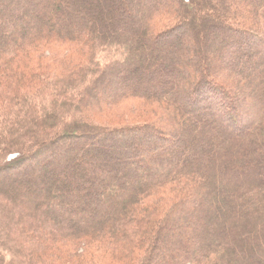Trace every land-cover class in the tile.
Instances as JSON below:
<instances>
[{
	"label": "trees",
	"instance_id": "1",
	"mask_svg": "<svg viewBox=\"0 0 264 264\" xmlns=\"http://www.w3.org/2000/svg\"><path fill=\"white\" fill-rule=\"evenodd\" d=\"M96 255L264 264V1L0 0V264Z\"/></svg>",
	"mask_w": 264,
	"mask_h": 264
},
{
	"label": "rangeland",
	"instance_id": "2",
	"mask_svg": "<svg viewBox=\"0 0 264 264\" xmlns=\"http://www.w3.org/2000/svg\"><path fill=\"white\" fill-rule=\"evenodd\" d=\"M251 2H260V1H264V0H250ZM131 12V14H133L134 16L133 17H135V18H139V14L137 13V11H133V9L130 11ZM33 58V57H32ZM31 58V59H32ZM229 62H226V63H224V65H226V66H229ZM231 66V65H230ZM235 66V65H234ZM231 68H233V67H231ZM124 75H128V73H125ZM242 84V83H241ZM246 83L244 82V85H245ZM246 93L247 92H244V94L246 95ZM114 93H112V95H113ZM240 95V94H239ZM107 97H109V96H100V97H98V96H96V98H99L98 99V101L100 102H102L103 101V99L104 98H107ZM128 107V106H127ZM128 109V108H127ZM122 111V110H121ZM124 113V112H123ZM104 116V117H103ZM102 116V118H100V121L101 122H103V123H107V122H105V121H108V122H111V124H117V123H112V122H114V120L113 119H110V117H111V114H105V115H103ZM97 120V119H96ZM99 121V122H100ZM189 141V140H188ZM90 253V255L92 254L93 255V253L94 254H96V252H88V254ZM89 257V256H88ZM96 260H98L99 262H100V264H107V262H109L108 260L109 259H111V256L110 255H105V256H98V255H96ZM102 261V262H101Z\"/></svg>",
	"mask_w": 264,
	"mask_h": 264
}]
</instances>
